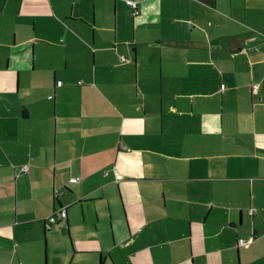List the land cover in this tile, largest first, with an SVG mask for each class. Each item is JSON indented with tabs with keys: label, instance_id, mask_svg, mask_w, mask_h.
Masks as SVG:
<instances>
[{
	"label": "crops",
	"instance_id": "1",
	"mask_svg": "<svg viewBox=\"0 0 264 264\" xmlns=\"http://www.w3.org/2000/svg\"><path fill=\"white\" fill-rule=\"evenodd\" d=\"M134 1L0 0V264H264V0Z\"/></svg>",
	"mask_w": 264,
	"mask_h": 264
},
{
	"label": "built area",
	"instance_id": "2",
	"mask_svg": "<svg viewBox=\"0 0 264 264\" xmlns=\"http://www.w3.org/2000/svg\"><path fill=\"white\" fill-rule=\"evenodd\" d=\"M125 2H126L127 5L131 6L132 8H136V2L134 0H125ZM121 59L125 60V61L128 60V58H126V57H121ZM222 86H224V84ZM256 87H257V84H253L252 85V88L254 90L256 89ZM27 168H28V165H23L22 166V170H24V171H27ZM70 180L71 181H75L76 178H71ZM57 213L60 215L61 218H64L65 215H66V210L63 208V209L58 210V212H52L49 216H47L46 220H47V222L49 224H53V223L56 222ZM238 242H239V244H244L245 243L244 239H239Z\"/></svg>",
	"mask_w": 264,
	"mask_h": 264
}]
</instances>
